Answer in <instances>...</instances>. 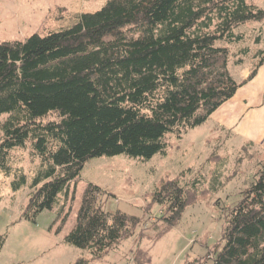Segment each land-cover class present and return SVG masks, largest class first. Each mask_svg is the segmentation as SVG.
Segmentation results:
<instances>
[{
    "label": "trees",
    "instance_id": "trees-1",
    "mask_svg": "<svg viewBox=\"0 0 264 264\" xmlns=\"http://www.w3.org/2000/svg\"><path fill=\"white\" fill-rule=\"evenodd\" d=\"M263 22L264 9L248 0H105L95 10L74 13L57 29L2 41L0 173L12 177V191L29 187L22 216L33 220L56 208L55 232H60L68 216L69 186L88 160L165 154L167 135L180 137L206 121L264 64V51L258 49L242 81L228 68L230 45L243 38L237 28ZM248 51L238 49L243 55ZM48 115L56 119L43 120ZM26 147L32 161L38 158L29 181L11 161L12 150ZM181 177L161 181L143 208L146 213L151 205L161 207L153 244L197 200V181L183 184ZM102 193L86 183L74 223L63 237L94 260L132 237L143 220L102 209L97 202ZM141 229L137 233L144 237ZM204 259L264 264V163L225 209L220 237ZM85 262L77 258L73 264ZM148 262L149 250L136 248L132 264Z\"/></svg>",
    "mask_w": 264,
    "mask_h": 264
},
{
    "label": "rangeland",
    "instance_id": "rangeland-1",
    "mask_svg": "<svg viewBox=\"0 0 264 264\" xmlns=\"http://www.w3.org/2000/svg\"><path fill=\"white\" fill-rule=\"evenodd\" d=\"M248 1L264 9V0ZM104 2L0 0V43L22 41L32 33L57 29L66 25L74 13L95 10ZM236 31L243 38L230 45L232 54L228 68L232 77L240 82L247 77L256 60L254 51H264V22L242 25ZM256 36L260 37L258 42H255ZM244 46L249 50L246 55L238 52ZM238 58L241 61L235 64ZM263 77L260 74L251 83L253 78L245 82L243 85L249 84L241 88L238 95L256 99ZM231 105V101L225 104L226 112ZM52 119H56L55 115L43 120ZM166 140V153L146 160L124 154L88 160L69 186L64 207L68 216L58 233L55 232L59 224L56 208L41 211L33 220L26 219L22 212L29 187L23 185L12 191L9 185L12 177L0 173V264H73L77 258L85 259L83 264H132L133 253L138 247L149 250L150 262L146 264H210L204 259L205 254L220 237L225 209L239 199L241 191L253 181L264 163V101L260 109L252 110L238 126L220 127L207 119L180 137L167 135ZM11 161L13 167L23 169L29 181L38 158L32 161L26 147L12 150ZM181 174L183 184L197 181V200L187 206L178 223L153 244L152 239L158 231L153 224L161 227L156 218L161 207L151 205L150 212L146 213L143 208L147 207L152 190L161 181ZM86 183H93L104 191L97 197L102 209L121 210L143 218L132 237L97 260L91 258L88 250L63 241L74 223ZM63 202L61 195L59 204ZM140 229L144 237L137 233Z\"/></svg>",
    "mask_w": 264,
    "mask_h": 264
},
{
    "label": "crops",
    "instance_id": "crops-1",
    "mask_svg": "<svg viewBox=\"0 0 264 264\" xmlns=\"http://www.w3.org/2000/svg\"><path fill=\"white\" fill-rule=\"evenodd\" d=\"M260 74H263L264 76V64L258 67L256 74L250 81V83ZM247 85L240 86L231 98L223 102L209 115L208 119H210L214 125L220 127H232L236 125L238 126L243 120H245L246 115L249 114L252 110L260 109L264 101V77L262 82V88L258 92L256 99L249 98L247 95L243 94L238 95V91ZM229 101H231L233 106L231 105L229 107V110L226 112L224 106Z\"/></svg>",
    "mask_w": 264,
    "mask_h": 264
}]
</instances>
